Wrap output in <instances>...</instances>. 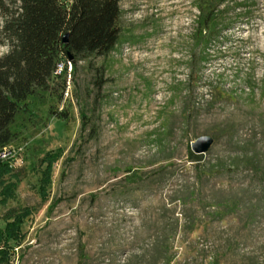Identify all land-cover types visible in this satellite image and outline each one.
I'll list each match as a JSON object with an SVG mask.
<instances>
[{
    "label": "rangeland",
    "instance_id": "374dc122",
    "mask_svg": "<svg viewBox=\"0 0 264 264\" xmlns=\"http://www.w3.org/2000/svg\"><path fill=\"white\" fill-rule=\"evenodd\" d=\"M247 5L204 49L195 0L121 1L115 49L18 121L0 264H264V0Z\"/></svg>",
    "mask_w": 264,
    "mask_h": 264
},
{
    "label": "trees",
    "instance_id": "16d2710c",
    "mask_svg": "<svg viewBox=\"0 0 264 264\" xmlns=\"http://www.w3.org/2000/svg\"><path fill=\"white\" fill-rule=\"evenodd\" d=\"M121 1L0 0L1 33L9 45V51L0 57V152L18 137V121L34 115L36 103L43 102L47 93L55 94L53 83H60L59 100L64 103L68 99L65 93L71 84L70 64L76 65L92 56H106L115 49L122 31ZM247 2L195 0L199 14L193 39L197 46L207 49L231 25V18L226 17L229 11L241 6L247 8ZM67 33L69 41L64 43ZM97 71L100 77L96 84L100 88L106 82L105 70L97 68ZM53 112L59 117L66 116ZM81 115L85 130L86 115ZM10 168L8 159L0 158V175ZM220 203L223 210L235 211L239 209L240 199L231 197ZM10 217L11 214L6 218ZM10 223L6 229L9 234L13 222Z\"/></svg>",
    "mask_w": 264,
    "mask_h": 264
},
{
    "label": "water",
    "instance_id": "95a60500",
    "mask_svg": "<svg viewBox=\"0 0 264 264\" xmlns=\"http://www.w3.org/2000/svg\"><path fill=\"white\" fill-rule=\"evenodd\" d=\"M69 41V33L65 34L63 37V42L68 43ZM72 59L73 57L70 56ZM214 142V138L210 135H202L197 137L192 143H191V149L195 154H204L207 152L210 147L212 146Z\"/></svg>",
    "mask_w": 264,
    "mask_h": 264
},
{
    "label": "built area",
    "instance_id": "2783aa9c",
    "mask_svg": "<svg viewBox=\"0 0 264 264\" xmlns=\"http://www.w3.org/2000/svg\"><path fill=\"white\" fill-rule=\"evenodd\" d=\"M69 88H70V85H69V87H68V90H67L66 93H65L66 96L69 95V92H70ZM14 156H15V155H14V149L9 148V147H6V148L4 149V151L0 152V158H3V159H11V158H13ZM9 162H10V165L13 166V162H11L10 160H9Z\"/></svg>",
    "mask_w": 264,
    "mask_h": 264
}]
</instances>
